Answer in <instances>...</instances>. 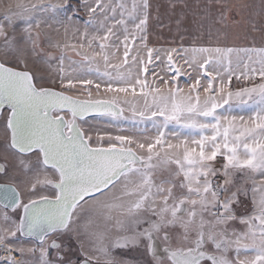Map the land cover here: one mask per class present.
<instances>
[{"label": "snow or ice", "instance_id": "snow-or-ice-1", "mask_svg": "<svg viewBox=\"0 0 264 264\" xmlns=\"http://www.w3.org/2000/svg\"><path fill=\"white\" fill-rule=\"evenodd\" d=\"M151 7L0 0V264H264V46L150 47ZM250 8L204 23L255 30Z\"/></svg>", "mask_w": 264, "mask_h": 264}, {"label": "crops", "instance_id": "crops-1", "mask_svg": "<svg viewBox=\"0 0 264 264\" xmlns=\"http://www.w3.org/2000/svg\"><path fill=\"white\" fill-rule=\"evenodd\" d=\"M8 2V0H6ZM5 2V3H6ZM152 5L150 9V24L151 28L160 31H172L171 37H173L171 46L172 47H192V46H202L207 45L211 41L207 32L208 27L204 23L203 14H204V5L207 3V0H149ZM253 7V15L258 12L260 14V9L256 10L255 2L251 3ZM214 7V12H215ZM252 12V10H250ZM249 13V12H248ZM250 14V13H249ZM177 21H180L178 24ZM260 25L264 26V16L259 19ZM201 24H204L201 27ZM257 25L258 29H261L262 26ZM53 29H48L52 38L60 39L63 41L65 39L63 34V28H60L59 32ZM216 27H220L217 25ZM250 29H253L252 26ZM215 30V29H213ZM249 27L243 25L241 27H230L225 29V35H221L218 32L214 39L220 44H225L226 46H235V47H261L264 46V40L260 39H247L245 32H248ZM71 33H69V38ZM170 37V36H169ZM138 43V42H137ZM39 69V67H38ZM234 86H243L238 85L235 77L232 81ZM2 255H4L2 253ZM0 255V256H2Z\"/></svg>", "mask_w": 264, "mask_h": 264}, {"label": "rangeland", "instance_id": "rangeland-1", "mask_svg": "<svg viewBox=\"0 0 264 264\" xmlns=\"http://www.w3.org/2000/svg\"><path fill=\"white\" fill-rule=\"evenodd\" d=\"M3 2L5 3L6 0H3ZM53 2H56V0H53ZM69 3L73 4L75 7H80L81 4V0H68ZM240 2L246 3L248 5L251 6L250 10H252V12H250V14L248 12L244 13V18L247 20L249 19V15L251 16V20L255 23L256 25V29H250L251 24H245V26L249 27L248 32L246 34L247 39L249 40H253V39H260V40H264V30H260L258 29L257 25H260L259 23V19H261L263 16H261L260 14H258V12H256L253 15V7L254 5H252V2H255L257 9H260L261 6V0H240ZM212 11L214 12V8L212 9ZM216 11V10H215ZM80 15L86 17V13L81 9L80 11ZM151 16V15H150ZM150 24V22H149ZM262 26V25H260ZM149 27H151V25H149ZM221 33V35H225V31H221L219 32ZM172 31L167 32V31H160V30H155L151 28L148 29V43L150 47H163V48H171V42L173 37H171ZM207 34L212 37L210 39H213L211 41H215L213 43L209 42L207 45H202V46H226L225 44H220L219 42H216V39H214V37L216 36V34H218L217 31L212 30L211 32H207ZM170 36V37H169ZM53 40H60L61 42H63L60 39H56L53 38ZM46 50H50V51H57V50H53V49H48L47 45H45ZM178 48V47H175ZM69 56H71L73 59H79V57L75 56L74 53L69 52L68 53ZM175 55V54H174ZM69 62L65 61V64L67 65ZM182 63V61H181ZM30 67H32V69L34 71L40 72L41 74L47 76H50L52 79H55L57 81V83L55 85L50 84L47 80L45 81V85L46 86H52V87H57V89H59L58 85H59V79H58V75L55 72H50L47 68L46 65H41V64H32L30 63ZM39 67V69H38ZM151 67V66H150ZM203 82V81H202ZM180 83L186 84L187 80L181 78ZM79 88V86H77ZM69 94L71 95H75L76 92H70ZM88 119V124L84 125L86 128L91 126L94 129L100 130L101 132H103L104 127L107 125V121L106 120H102L100 119L98 116H92V117H87ZM0 123H2V121H0ZM113 134H126V133H119L116 130H113ZM3 137L0 136V140H2ZM2 182V181H0ZM25 246H32L31 243L27 240L24 241ZM0 255H2V252H0ZM37 257L39 255V253L36 254ZM113 255L118 259V260H125L128 261V264H146V262L150 259V257H148L144 252L142 247L140 248H134V247H130L128 249H115L113 251Z\"/></svg>", "mask_w": 264, "mask_h": 264}, {"label": "water", "instance_id": "water-1", "mask_svg": "<svg viewBox=\"0 0 264 264\" xmlns=\"http://www.w3.org/2000/svg\"><path fill=\"white\" fill-rule=\"evenodd\" d=\"M59 90V89H58ZM71 95V94H70ZM96 116L95 114L90 115L89 117Z\"/></svg>", "mask_w": 264, "mask_h": 264}]
</instances>
